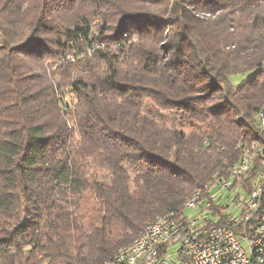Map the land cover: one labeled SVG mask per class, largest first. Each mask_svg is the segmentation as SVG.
<instances>
[{
	"label": "trees",
	"instance_id": "obj_1",
	"mask_svg": "<svg viewBox=\"0 0 264 264\" xmlns=\"http://www.w3.org/2000/svg\"><path fill=\"white\" fill-rule=\"evenodd\" d=\"M263 107L264 0H0V264H98L196 191L225 223Z\"/></svg>",
	"mask_w": 264,
	"mask_h": 264
},
{
	"label": "built area",
	"instance_id": "obj_2",
	"mask_svg": "<svg viewBox=\"0 0 264 264\" xmlns=\"http://www.w3.org/2000/svg\"><path fill=\"white\" fill-rule=\"evenodd\" d=\"M254 126L259 138L229 167L228 179L213 183L230 188L232 179L257 160V185L241 198L236 213L224 212L225 223L206 226L197 217H185L184 212L197 210L204 198L196 191L179 212L157 215L131 243L98 264H264V107L254 115ZM211 185L205 188L209 191ZM209 205L206 201L204 206Z\"/></svg>",
	"mask_w": 264,
	"mask_h": 264
},
{
	"label": "rangeland",
	"instance_id": "obj_3",
	"mask_svg": "<svg viewBox=\"0 0 264 264\" xmlns=\"http://www.w3.org/2000/svg\"><path fill=\"white\" fill-rule=\"evenodd\" d=\"M250 74L244 75V76H234L231 78L232 83H242L245 81ZM140 168V167H139ZM137 168V169H139ZM209 193L211 196V199L218 205L223 206L224 212H233L236 213L237 210V204L240 202L241 198H243V195L240 192L239 187L234 188H223L219 186L218 184H213L209 188ZM238 195V196H237ZM204 211V210H202ZM206 212V211H205ZM204 214V212H203ZM187 215L189 217H197L201 219V210H188ZM206 216V214H205Z\"/></svg>",
	"mask_w": 264,
	"mask_h": 264
}]
</instances>
